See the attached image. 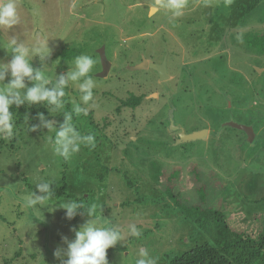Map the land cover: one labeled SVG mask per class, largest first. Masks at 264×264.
Segmentation results:
<instances>
[{"label": "rangeland", "instance_id": "374dc122", "mask_svg": "<svg viewBox=\"0 0 264 264\" xmlns=\"http://www.w3.org/2000/svg\"><path fill=\"white\" fill-rule=\"evenodd\" d=\"M152 2L19 0L22 23L0 29V64L12 58L4 47L12 36L29 46L47 39L51 55L31 62L50 77L74 68L58 66L63 48L97 61L88 115L73 114L82 134H95L94 148L82 146L68 161L52 152L54 133L38 114L58 129L72 109L68 96L58 112L45 102L12 108L16 135L0 139V264H61L66 257L55 251L95 219L86 207L68 219L59 205L72 200L98 203L101 219L125 232L108 250L109 264H136L141 248L168 264L211 242L178 204L217 209L234 230L264 233V54L247 43L264 35V0L253 11L252 0H187L174 20ZM103 47L112 62L106 77ZM145 60L166 62L168 76L141 67ZM66 92L79 102L76 85ZM133 96H142L137 107L122 105ZM228 121L253 126L256 136L249 141ZM205 129V137L185 139ZM37 182H50L51 199L29 207L27 194L45 195ZM131 224L141 238L127 233Z\"/></svg>", "mask_w": 264, "mask_h": 264}, {"label": "clouds", "instance_id": "9594fccd", "mask_svg": "<svg viewBox=\"0 0 264 264\" xmlns=\"http://www.w3.org/2000/svg\"><path fill=\"white\" fill-rule=\"evenodd\" d=\"M186 6L187 0H153L151 4V8H162L170 12V20L181 17ZM21 23L19 0H0V29L9 30ZM4 47L10 49L12 58L7 64H0V139L11 140L16 135V113L12 110L13 106L19 108L25 103L37 105L45 102L51 112H58L65 109V97L68 96L72 109L64 112V122L58 129L43 113L38 114L43 126L54 133V137H47V142L54 155L65 161L79 153L82 146L94 148L95 134H82L73 123V114L76 117L88 115L89 107L85 106H91L90 102L94 98L96 81L92 74L97 61L87 54L78 55L71 63L74 68L67 74L50 77L45 68H34L31 62L34 56H39L43 61L51 55L47 39L38 40L29 46L12 36ZM9 72L11 79L4 83ZM26 78L32 86L26 84ZM70 84L78 87L79 102L66 92ZM37 127L33 125L31 130L35 131ZM36 187L38 192L45 195H37L35 192L27 194L24 199L29 207L43 205L51 199L50 182H37ZM59 207L66 210L68 219L74 218L78 210L85 207L88 215L95 217L79 229H73L75 239L68 242L66 251H55L57 258L66 257L61 259V264H109L108 250L125 238V232L119 226L101 219L97 211L100 208L98 203L72 200L61 203ZM127 233L137 239L142 236L135 224L128 226ZM138 257L136 264H158L159 258H150L144 248L139 250Z\"/></svg>", "mask_w": 264, "mask_h": 264}, {"label": "trees", "instance_id": "16d2710c", "mask_svg": "<svg viewBox=\"0 0 264 264\" xmlns=\"http://www.w3.org/2000/svg\"><path fill=\"white\" fill-rule=\"evenodd\" d=\"M262 1L252 0L249 11H253ZM247 43L264 54V35H252L247 39ZM81 54L78 49L63 48L62 61L58 66L62 67L74 61L75 57ZM141 102L142 96H133L123 101L122 105L137 107ZM177 207L211 237V242L174 256L168 264H264V233L250 236L234 230L227 216L217 209L182 204H178Z\"/></svg>", "mask_w": 264, "mask_h": 264}, {"label": "water", "instance_id": "95a60500", "mask_svg": "<svg viewBox=\"0 0 264 264\" xmlns=\"http://www.w3.org/2000/svg\"><path fill=\"white\" fill-rule=\"evenodd\" d=\"M155 9L156 8H153V11ZM100 54H101L102 63H103V71L99 74V76L100 77H106V76H108V74L111 71L112 62L107 57L106 48L105 47H103L100 50ZM140 66L141 67L149 66V67L157 70L160 73L162 79H165L168 76L166 62H163V63H160V64H155V63H150L148 60H145ZM225 125L245 131L247 133V135H248L249 141H252L254 139V137L256 136V132H255V129H254L253 126L240 124V123H237L235 121H228L227 123H225ZM208 133H209V131L205 129V130H202V131H198V132L189 134V135H187L185 137V139L195 140V139H198V138H203Z\"/></svg>", "mask_w": 264, "mask_h": 264}]
</instances>
